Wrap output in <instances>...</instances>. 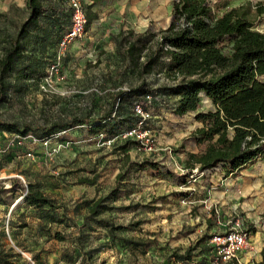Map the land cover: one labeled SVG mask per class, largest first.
Listing matches in <instances>:
<instances>
[{"label":"rangeland","instance_id":"rangeland-1","mask_svg":"<svg viewBox=\"0 0 264 264\" xmlns=\"http://www.w3.org/2000/svg\"><path fill=\"white\" fill-rule=\"evenodd\" d=\"M26 1L0 0V59L27 18ZM50 1L58 10L28 28L0 102V121L26 125L31 135L10 143L16 131L0 126V264H208L209 236L237 218L249 231V247L229 264H264V159L235 173L190 169L188 153L204 148L206 133L212 141L221 131L196 116L211 105L200 99L193 111L173 112L178 95L169 88L179 78L168 72L166 54L141 72L170 21L173 0H94L95 10L82 0L87 15L95 17L62 52L57 40L69 23L68 6ZM263 1L209 3L214 15L242 5L252 27L264 31V15L255 11ZM132 41L140 48L135 59L127 52ZM52 63L56 69L50 73ZM142 80L150 94L143 102L149 147L117 136L134 120L131 95L122 96L118 114L92 130L109 105L108 95ZM73 116L85 122L49 136L34 134L37 126ZM144 160L154 166H137ZM27 183L55 207L27 204ZM98 196H108L110 208L86 219ZM105 223L112 225L113 237Z\"/></svg>","mask_w":264,"mask_h":264},{"label":"trees","instance_id":"trees-1","mask_svg":"<svg viewBox=\"0 0 264 264\" xmlns=\"http://www.w3.org/2000/svg\"><path fill=\"white\" fill-rule=\"evenodd\" d=\"M42 1H26L27 18L15 36L10 38L0 59V102L6 98L5 78L20 56L22 39L28 34V28L40 16L58 10L52 1ZM65 1L62 6L66 8ZM255 11L264 15V1L256 4ZM94 17L95 13L88 14L87 24ZM62 33L63 31L58 39ZM139 49L134 41L127 45V52L134 59ZM162 54L169 58L168 72L174 78H179L169 88L171 93L178 95L173 112L181 115L193 111L200 99L207 97L211 108L196 116L208 118L221 129L212 141L209 140V132L206 133L204 139L208 141L204 148L199 152H189L186 166L192 169L196 165L197 171L205 174L225 168L227 174L237 172L257 157L264 159V31L252 27V21L246 17L242 5L229 7L219 15H214L209 0H173L170 21L162 29L155 48L142 62L141 72L149 70ZM147 91L148 83L142 80L133 88L117 90L108 95L109 105L94 120L98 125L93 124L92 130H97L108 118L119 113L117 106L123 95L133 96V103ZM132 114L134 120L129 126L137 121V116L133 112ZM84 122L85 117L73 116L37 126L34 134L49 136ZM0 126L15 130L21 136L26 135L29 128L26 125L20 128L17 123L2 121ZM144 163L154 166L147 160L137 163V166L142 167ZM26 187L24 201L27 204L37 208L44 205L55 207L52 199L34 188L32 183H27ZM107 198L108 196H98L92 200L85 218H95L100 211L109 209ZM262 217L264 218V210ZM50 218L54 220L52 216ZM105 225L113 237L112 225ZM126 240L133 245L140 244L134 239ZM3 262L10 264L7 260ZM261 262L264 263V249L261 250Z\"/></svg>","mask_w":264,"mask_h":264},{"label":"built area","instance_id":"built-area-1","mask_svg":"<svg viewBox=\"0 0 264 264\" xmlns=\"http://www.w3.org/2000/svg\"><path fill=\"white\" fill-rule=\"evenodd\" d=\"M69 9V24L65 31L60 35L57 41V47L60 52L66 49L72 41L81 36L87 25V15L82 0H66ZM56 63L49 65V72L55 71ZM150 98L149 93H145L132 103V112L137 116V121L128 128L118 133L120 139H133L142 147H149L151 142L149 129L146 127L148 112L143 106V102ZM26 134L21 136L14 135V144H20ZM44 144L46 141H42ZM31 155L30 152L26 153ZM240 219H235L228 228L221 232L213 233L208 238L210 253L208 255V264H229L237 260L238 253L249 247V231L243 227Z\"/></svg>","mask_w":264,"mask_h":264},{"label":"crops","instance_id":"crops-1","mask_svg":"<svg viewBox=\"0 0 264 264\" xmlns=\"http://www.w3.org/2000/svg\"><path fill=\"white\" fill-rule=\"evenodd\" d=\"M88 3H89V9L95 10L94 8L96 7V4H95L96 2L94 0H89ZM202 99L207 101L211 105L209 98L203 96ZM207 263H208V258H207Z\"/></svg>","mask_w":264,"mask_h":264},{"label":"bare ground","instance_id":"bare-ground-1","mask_svg":"<svg viewBox=\"0 0 264 264\" xmlns=\"http://www.w3.org/2000/svg\"><path fill=\"white\" fill-rule=\"evenodd\" d=\"M18 201H19V199L16 200V202H18Z\"/></svg>","mask_w":264,"mask_h":264}]
</instances>
